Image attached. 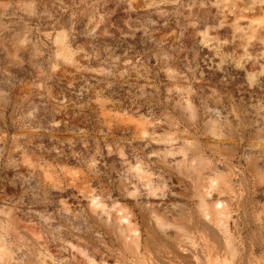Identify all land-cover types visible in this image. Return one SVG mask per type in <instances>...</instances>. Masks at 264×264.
<instances>
[{
    "label": "rangeland",
    "instance_id": "rangeland-1",
    "mask_svg": "<svg viewBox=\"0 0 264 264\" xmlns=\"http://www.w3.org/2000/svg\"><path fill=\"white\" fill-rule=\"evenodd\" d=\"M0 264H264V0H0Z\"/></svg>",
    "mask_w": 264,
    "mask_h": 264
}]
</instances>
